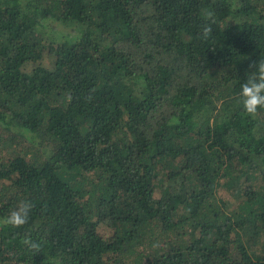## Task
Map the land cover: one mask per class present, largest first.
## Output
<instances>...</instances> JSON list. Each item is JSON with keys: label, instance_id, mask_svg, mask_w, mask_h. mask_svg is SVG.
<instances>
[{"label": "trees", "instance_id": "1", "mask_svg": "<svg viewBox=\"0 0 264 264\" xmlns=\"http://www.w3.org/2000/svg\"><path fill=\"white\" fill-rule=\"evenodd\" d=\"M260 58L264 0H0V264H264Z\"/></svg>", "mask_w": 264, "mask_h": 264}, {"label": "clouds", "instance_id": "2", "mask_svg": "<svg viewBox=\"0 0 264 264\" xmlns=\"http://www.w3.org/2000/svg\"><path fill=\"white\" fill-rule=\"evenodd\" d=\"M204 23L201 25L198 38L208 40L213 34V25L217 23L213 10L205 9L202 11ZM251 75L241 85L240 98L243 110L251 117H254L260 109H264V58L253 61L250 65ZM33 204L30 201L23 200L8 214L3 220V225L13 228H21L26 225L30 219ZM23 244L34 253L41 252L42 243L39 240H33L30 236L25 237Z\"/></svg>", "mask_w": 264, "mask_h": 264}, {"label": "rangeland", "instance_id": "3", "mask_svg": "<svg viewBox=\"0 0 264 264\" xmlns=\"http://www.w3.org/2000/svg\"><path fill=\"white\" fill-rule=\"evenodd\" d=\"M58 29L63 32L66 28H65V26L59 25ZM101 228L103 231L110 230L106 225H101Z\"/></svg>", "mask_w": 264, "mask_h": 264}]
</instances>
